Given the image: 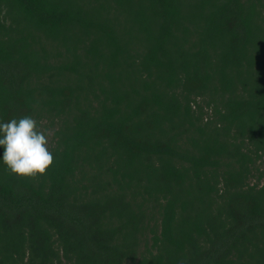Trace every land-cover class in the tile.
Returning <instances> with one entry per match:
<instances>
[{
    "label": "trees",
    "instance_id": "obj_1",
    "mask_svg": "<svg viewBox=\"0 0 264 264\" xmlns=\"http://www.w3.org/2000/svg\"><path fill=\"white\" fill-rule=\"evenodd\" d=\"M0 264H264V0H0Z\"/></svg>",
    "mask_w": 264,
    "mask_h": 264
},
{
    "label": "clouds",
    "instance_id": "obj_2",
    "mask_svg": "<svg viewBox=\"0 0 264 264\" xmlns=\"http://www.w3.org/2000/svg\"><path fill=\"white\" fill-rule=\"evenodd\" d=\"M51 131L41 130L31 116L0 123L2 160L10 174L20 178L37 179L46 176L54 163L49 150Z\"/></svg>",
    "mask_w": 264,
    "mask_h": 264
}]
</instances>
